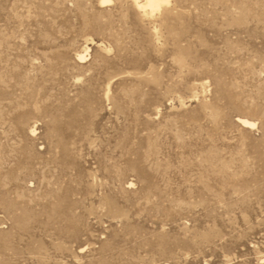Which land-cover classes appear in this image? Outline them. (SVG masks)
Instances as JSON below:
<instances>
[{
	"label": "rangeland",
	"instance_id": "obj_1",
	"mask_svg": "<svg viewBox=\"0 0 264 264\" xmlns=\"http://www.w3.org/2000/svg\"><path fill=\"white\" fill-rule=\"evenodd\" d=\"M0 264H264V0H0Z\"/></svg>",
	"mask_w": 264,
	"mask_h": 264
},
{
	"label": "bare ground",
	"instance_id": "obj_2",
	"mask_svg": "<svg viewBox=\"0 0 264 264\" xmlns=\"http://www.w3.org/2000/svg\"><path fill=\"white\" fill-rule=\"evenodd\" d=\"M136 6L139 10H141L145 14H151L154 15L160 10H162L163 6L168 4L170 0H134ZM112 0H100L101 5H107L110 4ZM80 58H85V55H80ZM245 125H250L251 122L246 119L240 120ZM252 125V124H251Z\"/></svg>",
	"mask_w": 264,
	"mask_h": 264
}]
</instances>
